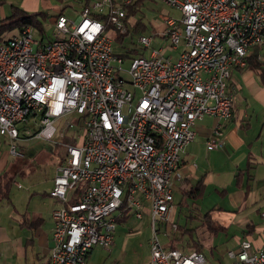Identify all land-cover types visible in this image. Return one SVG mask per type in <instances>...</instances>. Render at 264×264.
<instances>
[{"label": "built area", "instance_id": "obj_1", "mask_svg": "<svg viewBox=\"0 0 264 264\" xmlns=\"http://www.w3.org/2000/svg\"><path fill=\"white\" fill-rule=\"evenodd\" d=\"M159 1L181 16H168L153 34L167 46L132 57L128 69L113 53L112 35L131 22L132 0H96L75 20L57 15L48 40L36 38L32 26L0 35V135L9 152L21 154L17 126L30 119H38L35 139L51 140L54 122L72 112L82 129L63 135L74 142H60L65 153L49 191L59 204L51 211L47 264H83L93 247L109 248L127 214L150 217V264H210L202 252L164 246L158 223L169 220L172 184L195 122L218 118L206 146L221 144L234 109L231 72L246 67L251 49H264V0ZM152 41L138 39L143 47ZM228 255L231 264H264V240L259 249L242 240Z\"/></svg>", "mask_w": 264, "mask_h": 264}, {"label": "crops", "instance_id": "obj_2", "mask_svg": "<svg viewBox=\"0 0 264 264\" xmlns=\"http://www.w3.org/2000/svg\"><path fill=\"white\" fill-rule=\"evenodd\" d=\"M162 28L161 24L157 29ZM165 53L175 59L178 50L166 48ZM260 53L264 54V49ZM259 71L245 67L232 70L228 89L235 97L234 109L232 117L223 124L220 146L211 150L206 146L220 120L213 115L197 120L194 125L195 139L186 145L177 171L178 178L172 184L173 200L175 191L181 195L180 206L185 198L197 200L209 196L212 200L222 201V206L215 202L210 204L202 216L206 220L208 215V219L220 228L212 233L206 226H200L196 228V235L203 254L206 250L214 251L216 239L221 238L228 244L235 238L237 244L234 248L228 246L226 249L227 264L232 261L228 252L235 251L242 240L248 239L253 249L261 248L264 240V218L261 215L264 209V78ZM30 136L21 133L18 142L22 144L33 139ZM7 156L18 155H12L8 150L0 159V172L11 169L9 172L13 177L8 198L0 200V264H47L52 244L51 211L59 204L58 200L50 197L49 191L58 161L53 162L52 174L30 178L35 168L28 171L31 166H8ZM199 181L203 185L201 194L190 198L187 192ZM181 216V210L176 209L173 202L166 222L167 230H170L169 223L171 226L172 223L187 225L186 221L179 223ZM120 220L118 225L128 222L133 227L139 223L145 229L148 256L141 259L139 251L130 247L129 241L120 242L115 234L109 248L93 247L83 264H150L148 240L152 231L149 215L144 214L138 220L127 214ZM230 228L240 234L228 236ZM161 230L165 231L163 225L158 227V234ZM173 232L181 243L183 238L186 240L185 235ZM165 236L164 246L169 240L166 233Z\"/></svg>", "mask_w": 264, "mask_h": 264}, {"label": "rangeland", "instance_id": "obj_3", "mask_svg": "<svg viewBox=\"0 0 264 264\" xmlns=\"http://www.w3.org/2000/svg\"><path fill=\"white\" fill-rule=\"evenodd\" d=\"M0 19L7 18L12 13L13 7H17L26 13H33L38 11L46 12L50 15V18L44 22V32L43 36L45 40L53 38V23L54 18L61 11L63 16L68 19L75 20L79 13L81 12L82 7L84 6V0H0ZM96 0H89V5H92ZM170 16L175 19H179L181 14L179 11L166 6L159 0H142L138 10L133 14V17L130 19V23H134L136 20L147 25V29L142 32H133L130 27V32L120 38H114L112 35V50L114 54L122 55L127 53L128 56H121L123 58L122 66L124 69H128L130 66V61L132 57H138L143 55L148 57L152 48L166 47L167 41L164 39L158 38V36L153 35L156 32L158 26L164 23L165 19ZM140 35H149L153 36V41L150 47H143L139 44L138 39ZM34 36L40 38L42 35L34 31ZM260 61L264 62V54L260 53ZM259 82V81H257ZM77 118L78 115L75 112L69 113L62 116L54 122V127L56 129L51 140L43 139H31L28 141H23L22 146L17 145V151L23 153V159L17 156H7L8 166L15 165L17 162L21 161L26 163L28 171L35 168V172L30 175V178H37L41 176H48L52 174L53 171V162L59 161L60 155L56 152L64 154V149L61 145L57 146L56 150L54 149L55 145L59 144L63 140V135L73 136L82 134V129L77 127ZM71 121L74 124V128H67L66 123ZM18 129L21 133L27 135H33L39 129L38 119H30L25 123H19ZM6 136L0 135V159L3 158L4 154L9 150L10 143L8 142ZM20 141V140H19ZM54 152V153H53ZM19 156V155H18ZM24 170V169H23ZM31 174V173H30ZM25 183L27 182L24 181ZM15 191V190H14ZM181 195L178 192H174L175 207L178 210H181V218L179 223L187 222L188 228L198 227L200 228L203 221V214L207 211L210 204L214 202L218 206H222V201L212 200V197H206L202 199L192 200L185 198L180 206ZM184 215V216H183ZM139 222V221H138ZM173 222V221H171ZM171 227V223L168 224V229ZM130 230V231H129ZM145 229L137 223L132 227L128 222L125 224H117V229L114 232L116 234V240L124 242L125 240L129 241V246L139 251L141 259H144L145 256H148V249L145 246ZM179 234V232L177 233ZM238 235L240 233L229 229V235ZM158 237L162 244H165L166 236L164 231L158 234ZM185 238L182 239L184 241ZM216 248L213 252L205 251L204 255L207 260L212 264H227L229 259L226 256V249L229 246L231 249L234 248V244H237V240L232 238V240L227 244L226 241H221V238L216 239ZM128 245V244H127ZM127 252V251H126Z\"/></svg>", "mask_w": 264, "mask_h": 264}, {"label": "trees", "instance_id": "obj_4", "mask_svg": "<svg viewBox=\"0 0 264 264\" xmlns=\"http://www.w3.org/2000/svg\"><path fill=\"white\" fill-rule=\"evenodd\" d=\"M141 1L142 0H132V3L127 8L128 16H131L137 12ZM88 2H89V0H84V6L89 5ZM57 15H63V14L60 11ZM96 16L99 17L101 15H96ZM49 18H50V15H48L46 12H43V11L26 13L25 11H23L17 7H13L12 13L10 14V16L0 20V35L5 33V32L11 31V30L23 29L27 26H32L38 32V34L43 35L44 22ZM126 26L127 27H126V30L124 32L115 31L113 34V37L114 38H120V37L127 35L130 32V27L132 28L133 32H139V31L144 32L147 29V25L145 23L141 22L140 20H136L134 23L128 22ZM262 50L263 49L258 48V47H254L253 49H251V51L246 56V67L245 68L260 70L259 72L261 73V75H262L261 78L263 79L264 78V62H262L258 59V55ZM124 55L128 56L127 53H124L120 56H124ZM63 141H66L69 143L74 142V140L71 139L70 137L63 138ZM17 145L22 146L23 144L18 142ZM59 145H61V144L59 143V144L55 145L56 148ZM58 153L60 155V152H57V155H58ZM63 155H61L57 164H60L63 161ZM17 157L22 158L23 156H17ZM17 164L20 166L26 165V163L19 161L14 166H17ZM10 170H3L2 172H0V200L4 199V198H8L9 190H10V187H11V184L13 181V177L10 175V172H9ZM202 188H203V185H202L201 181H199L192 190H189V192H187V194L190 198L191 197L196 198L201 194ZM205 218H206V220L202 221L201 226H206V229L209 232L214 233L215 231H217L220 228L219 226L212 223V221L210 219H208L209 218L208 215H206ZM120 219H118L117 223L119 221H121ZM172 224L176 226L175 230H173V231H176V232L178 231L180 234L185 235L186 240H184L185 242L182 241V243H181L179 241V238L174 236L175 233L172 231L171 228H169L170 230H167V228H166L167 223L166 222H160V223H158V227L163 225V227L165 229L164 232L166 233L167 238H169L168 242L166 243V247L180 249L182 251H190V252L191 251H199V252H201L200 251L201 250L200 249V243H199V240L197 239V235H196V228H198V227L188 228L187 225H185V224H182V225L181 224L178 225L177 223H172Z\"/></svg>", "mask_w": 264, "mask_h": 264}]
</instances>
